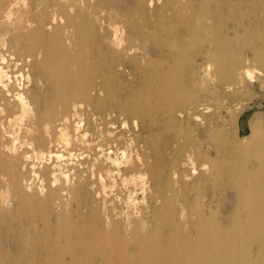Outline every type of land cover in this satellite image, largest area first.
<instances>
[{
    "label": "bare ground",
    "instance_id": "6f19581e",
    "mask_svg": "<svg viewBox=\"0 0 264 264\" xmlns=\"http://www.w3.org/2000/svg\"><path fill=\"white\" fill-rule=\"evenodd\" d=\"M126 2L130 8L119 20L120 28L110 33L102 12L120 0H0V183L7 182L17 216L31 222L37 214L45 217L52 192L77 189L69 174L57 178L54 172L46 182L50 187L58 183L47 195L31 190L29 175L34 171L28 163L29 151L42 157L55 134L60 142H67L65 121L77 107H104L95 94L107 98L121 94L129 114L135 119L145 115L152 123L157 113L179 115L188 123L189 111L204 109V97L197 99L187 85L193 74L187 73V52L199 44L202 32L211 51L206 57L219 84L226 87L237 81L236 65L242 64V57L233 52V43L255 44L249 48V65L264 74V18L259 21L255 14L250 18L252 13L234 11L245 6L264 13V0ZM226 16L234 19L223 27L219 22ZM116 34L125 41L119 51L113 48ZM128 53L136 87L122 90L115 83L114 69L119 74L123 63L116 61L117 56L125 58ZM30 86L37 88L36 94L30 93ZM248 130L241 140L231 131H221L229 136L224 150L212 146L204 151L201 143L185 134L186 144L173 149L178 159L176 178L158 180L151 223L138 216L120 224L111 217L101 218L95 208L89 209L90 217L77 222L62 211L55 214L53 232L45 234L40 244L42 264H264V128L257 119ZM16 141L18 146L13 144ZM59 151L45 153L58 167ZM197 168L200 173L191 177ZM205 168L214 181L210 189L228 191L232 197L227 218L217 219L211 202L204 204V187L190 195L195 182L204 183ZM170 197L180 200L175 209ZM9 210L0 207V217L12 218Z\"/></svg>",
    "mask_w": 264,
    "mask_h": 264
},
{
    "label": "rangeland",
    "instance_id": "374dc122",
    "mask_svg": "<svg viewBox=\"0 0 264 264\" xmlns=\"http://www.w3.org/2000/svg\"><path fill=\"white\" fill-rule=\"evenodd\" d=\"M94 1L89 0L90 3ZM120 1L119 5H106L102 12V15L107 18V22L104 20L103 25L107 24V30L110 33L120 28L119 20L124 18L130 8L126 0ZM234 11L235 13L243 11L248 15L252 13L250 18L255 14V18L259 21L264 18V13L260 8L251 9L241 6L235 8ZM97 12L99 14L101 9ZM232 19L234 17L226 16L225 19H220L219 23L226 27L233 21ZM168 22L170 20L167 18L166 23ZM243 22L246 24L247 20ZM116 37L113 48L119 51L118 47L125 41L118 39L120 38L118 34ZM141 45H144L143 41ZM253 45L243 47L240 42L230 45L233 52L241 54L242 64L236 65L235 78L237 81L225 87L214 78L213 65L207 60L210 54L208 52H211L209 42L202 32L199 44L187 52L188 75L191 76V70L193 71L191 82L187 85L190 91L195 92L197 99L204 97L202 103L204 109L189 111L192 113V118L188 120V123L182 122V116L169 117L166 113H157L153 116L154 123L145 115L135 119L133 114L125 110L122 103L124 96L119 93L112 98H107L104 93L95 94V97L97 96L98 100L104 104L100 110L87 105L77 107L78 109L76 108L71 113L72 116H68L64 131L62 130L68 141L60 142L58 135L55 134L57 136L55 137L53 134L52 138L53 136L54 138L52 142H48L49 145H45L42 157L38 153L33 154L29 151L28 158V163H31L34 171L29 175L30 179L32 178L31 190L41 196L47 195L49 190L54 189L58 183L55 182L54 186L50 187L46 182V179L54 172L57 178L62 175H58L60 173L69 174L72 178L71 185L77 189L72 193L52 192L54 202L52 201L50 209L45 211L46 216L41 218L40 214H37L31 222L30 219L15 214L16 201L12 199V192L7 182L1 181L0 200L2 199L3 202L0 201V207L10 208L12 218L7 215L8 218L0 217V264H28V261L29 264H42L41 258H43L44 251L40 244L43 245L44 242H41L45 234L49 232L52 234L55 225L54 216L61 211L72 222L87 219L91 215L89 209L95 208L98 209L97 213L101 218L111 217L120 224H125L129 220H138L140 216L151 223L158 197V180H174V166L178 159L173 149L174 146L183 145L184 142L186 144L185 134L197 140V144L201 143L204 151L212 146L218 150H224L229 146L228 135L225 138L221 131H231L236 140H241L248 134L250 122L258 119L264 128V74L252 64L249 65L251 59L249 48ZM162 50L167 51V48L163 47ZM86 51L88 54H94L92 48ZM130 54H126L125 58L114 56L118 57L117 62L123 63L121 71H118L119 74L114 69L115 83L122 90L136 87V77L129 62ZM34 73L37 74V70H34ZM36 89L30 86V93L36 94L38 91ZM114 99H118L119 102H112ZM119 103L121 104L118 105ZM13 144L18 146L19 142L16 141ZM55 150L56 152L60 150L58 154L62 155L60 159H55L59 167L52 164L53 158L47 159L45 155L46 152L53 154ZM58 160L60 162H57ZM53 165L55 167H52ZM185 170L187 173L188 169ZM205 170L204 183L195 182L190 195H196L204 187L206 196H204V204L211 202V210L215 212L217 219L218 217L227 218L232 211V197L228 191V194L217 190L212 191L210 187L214 182L213 177L209 169L205 168ZM198 173H200L199 168H197V174L191 177L197 176ZM188 183L190 186L191 183ZM173 191L176 193L175 188ZM166 193L172 196L170 191ZM6 196L12 197L11 201L8 198L4 200ZM170 198L175 209L180 200ZM45 224L49 229L48 227L43 228ZM126 244L128 245V242Z\"/></svg>",
    "mask_w": 264,
    "mask_h": 264
}]
</instances>
